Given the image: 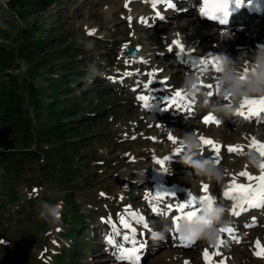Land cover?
Returning <instances> with one entry per match:
<instances>
[{
  "label": "rangeland",
  "instance_id": "rangeland-1",
  "mask_svg": "<svg viewBox=\"0 0 264 264\" xmlns=\"http://www.w3.org/2000/svg\"><path fill=\"white\" fill-rule=\"evenodd\" d=\"M9 1L0 0V264H122L109 258L120 246L103 249L102 244H96L97 240L106 243L99 234L103 227L109 231L108 220L117 218L120 211L128 210L123 217L133 212L142 215V223L155 222L154 213L142 202H149L157 178L165 177L171 184L191 183L186 178L191 169L179 157L174 165L167 160L163 165L157 163L175 150L180 153L181 149H172L173 142L180 139L179 132L217 135L227 143L251 127L236 130L238 122L227 119L223 127L203 128V112L189 120H179L169 112L160 117L143 110L138 98L136 104L142 110L126 93L115 89L128 83L137 88L161 71L159 82L172 77L175 83L170 80L155 86L160 90L169 87L167 94L181 91L183 68L169 60L165 66H157L167 53V43L178 39L181 47L186 46L181 40H186L189 47L199 44L205 47L204 52L224 51L235 57L262 44L257 34L264 38V25L242 26L235 40L221 41L215 34L217 29L198 21L194 12L142 23L138 10L144 5L134 0H29L24 6L18 0ZM106 7L110 13H105ZM183 23L190 27L170 39ZM86 26L95 33L85 35ZM84 40H94L96 48L86 50ZM126 46L143 52V59L130 68L123 59ZM90 64H96L104 75L86 84ZM145 73L148 79L140 83ZM54 110L63 112L54 114ZM194 110L200 111L193 107L189 114ZM260 123L261 119L247 124ZM61 138L67 141V152L57 143ZM13 155L19 159L10 161ZM230 159L236 160L230 165L235 172L243 167L248 172L257 171L240 166L235 154L225 155L222 161L228 164ZM134 170L144 173L141 176ZM236 178L243 181L245 177ZM146 179L149 181L144 182ZM168 180L159 185L168 186ZM41 200L63 201L58 223L49 224L38 217L36 206ZM121 217L118 222L112 218L115 227L122 225ZM261 226L259 222L256 233L264 231ZM244 240L232 241L224 256L233 261L239 254L244 256V264H257L254 239ZM172 242L154 246L149 240L148 261L143 264H154V259L158 264H180L163 259ZM203 248L204 243L199 242L197 247L184 250V256L192 264H203Z\"/></svg>",
  "mask_w": 264,
  "mask_h": 264
},
{
  "label": "clouds",
  "instance_id": "clouds-1",
  "mask_svg": "<svg viewBox=\"0 0 264 264\" xmlns=\"http://www.w3.org/2000/svg\"><path fill=\"white\" fill-rule=\"evenodd\" d=\"M134 3L143 5L145 0H134ZM245 3L251 7L253 0H228L226 6L221 4L220 0H201L196 8L199 16L218 21L220 25H226L231 13L241 8ZM255 10L262 11L264 9L257 4ZM104 11L110 13V9L107 7ZM138 11L144 14L143 7ZM105 18L110 19V15H106ZM217 29L218 31L215 34L221 41L232 39L235 36V33L229 29ZM89 32L86 26L85 35H89ZM179 35V31H173L169 38H178ZM82 43L86 50L92 51L96 48L94 40H84ZM200 64L201 66L196 71L186 70L183 72L179 84L181 95L176 97L177 107L183 106L187 109L196 107L204 115L212 113L216 120L220 122L217 124L214 120L212 123L222 127L224 120L240 116L250 118L264 113V110H258L253 114L242 108L246 99H264V44H260L250 52L241 51L235 57L224 52L213 54L211 60L205 58ZM212 68L216 73L214 76L211 73ZM87 73L86 84H91L95 78L104 75L96 64H90ZM176 93L177 91L175 96ZM154 107V103H148V106L144 108L151 111ZM248 127H251V131H247L246 134H242L241 137H237L235 140L237 146H244L243 150L236 151L235 155L239 159L240 166H246L250 170L260 172L261 165L264 164V155H261L258 150L259 146L252 147L250 145L253 138L257 141H264V117L261 118V123L256 126H249L246 119H240L236 130L247 129ZM179 134L180 139L173 142L172 149H181V162L191 169L186 178L191 180L193 190L195 191L201 182L223 190L228 178L233 173L230 165L235 164L236 160L230 159L228 164H225L217 155L215 158L212 156L205 157L204 153L209 145L204 143L202 134L197 133V131H185L179 132ZM212 140H215L217 146L224 143L223 138L217 135H214ZM164 159L167 160L166 155ZM160 170L167 169L160 168ZM134 171L140 173L141 176L144 173V170ZM158 192L162 194L157 199L160 206L158 210L157 206H153L152 212L160 214V227L150 229V240L154 246H159L161 243L167 242L170 236L176 235L186 242H203L206 247L216 248L217 245H220L221 238L226 234L222 229H227L233 224L234 210L242 208L244 204L243 198L239 196H233L231 200L235 203L230 205L220 197L212 195L211 200L199 201L198 209L200 211L196 216L192 218L184 216L176 221L173 217H170L168 208L164 203L163 198L168 192ZM256 208L260 207L257 206ZM36 210L41 220L49 224H55L62 218L63 201L53 203L48 200H41L36 206ZM188 211H193L190 200ZM221 247L230 251L232 241L227 238L223 239ZM140 258L138 256L137 262ZM116 259L117 261L127 260L121 251Z\"/></svg>",
  "mask_w": 264,
  "mask_h": 264
},
{
  "label": "bare ground",
  "instance_id": "bare-ground-1",
  "mask_svg": "<svg viewBox=\"0 0 264 264\" xmlns=\"http://www.w3.org/2000/svg\"><path fill=\"white\" fill-rule=\"evenodd\" d=\"M145 2L147 3V5H146V3H144L143 5H144V14H141V13H139V15H140V17H139V19L141 18V20L143 19L144 21H146V22H144V23H146V24H151V23H153L154 21H156L157 19H159V18H161V17H163L164 16V19L165 20H171V19H177V17L179 16V15H181V12H179V13H177L176 15H173V16H171L170 14H173V13H171L170 11H169V8H167L165 5H162V4H160L159 2H157V6L154 8L153 6H152V0H145ZM134 7H136V6H139L138 4H134L133 5ZM132 6V7H133ZM133 7V8H134ZM149 7H151V9L149 8ZM132 10H135V9H132ZM190 10L191 11H193V9L192 8H190ZM169 11V14L168 15H166V13ZM157 13H159V17H158V15H156ZM138 15V16H139ZM163 15V16H162ZM168 17H171V18H168ZM175 17V18H174ZM140 20V21H141ZM198 21H199V19H197ZM248 24H250V23H248ZM252 25V24H251ZM179 27H180V33L181 34H184V32L183 31H181V30H183V29H185V28H189L190 26L189 25H187L186 23H183L182 25L180 24L179 25ZM195 28V27H194ZM207 29V28H206ZM196 29H194V31H195ZM204 31V30H203ZM193 32V31H192ZM233 33H235V36H234V38H232V39H230V40H235V38L237 37V36H239V31L238 32H233ZM187 35V34H186ZM263 35L261 34V35H258L257 34V38L261 41V43L262 44H264V38L262 37ZM207 38H209V36L207 37ZM187 39V38H186ZM181 40V39H180ZM170 41V40H169ZM179 40L178 39H176V40H171V42H169V43H167V53L169 52V51H171L173 48H171V46H173V45H176L177 44V42H178ZM168 42V41H167ZM181 42H183V43H185V44H187V42H186V40L184 41V40H181ZM164 43H165V41H164ZM176 43V44H175ZM128 44L129 45H132V43L131 42H128ZM179 44V43H178ZM202 44H204V43H202ZM240 44V43H239ZM205 45V44H204ZM166 46V45H165ZM198 46H199V44H198ZM127 47V46H126ZM162 47V46H161ZM200 47V46H199ZM200 48H204V47H200ZM244 48H246V46L244 47ZM186 49V48H185ZM140 50H141V53H142V49L140 48ZM213 52V54H218V53H221V52H224V51H212ZM225 53V52H224ZM142 56H141V58L143 57V54H141ZM164 55H165V53H164ZM201 56H204V55H206L205 53H201L200 54ZM141 58H139V59H137V61H135V62H139V61H141ZM174 59V58H173ZM163 61H161V63L162 64H165V60L164 59H162ZM175 62H176V59L174 60ZM214 76V75H213ZM146 76H143L142 77V79L143 78H145ZM129 84V83H128ZM147 85V84H146ZM152 85H147L146 87H145V90H141V91H137V93L138 92H141L142 94L144 93V94H152V97H151V99H149V101H148V103L149 104H152V103H154V105H155V108H157L158 109V111H157V113L158 114H167V112H172V113H174V114H176L177 116H179V115H184V114H186L187 112H188V110L186 109V108H184L183 106H181V107H177L176 105H177V103H178V101L176 100V102L173 104V106L172 107H170L169 109H167V108H165L166 107V105H167V103H168V101L167 102H163V98H164V96H168V95H173V94H175V93H172V94H167V91H165L162 95H161V97L159 98V97H157L156 95H153V94H156L155 92H156V88L154 87V88H152L151 87ZM169 88V87H168ZM150 91V92H149ZM133 93V92H132ZM141 93H140V96H141ZM134 94H136V92L134 93ZM139 96V97H140ZM139 97H138V101H137V103L139 102V104H140V106L142 107V109L143 110H145V111H148V112H150V110L149 109H145L144 108V106H143V102L139 99ZM193 113V115H197L199 112L198 111H193L192 112ZM210 115H214V114H210ZM233 119H235V121H237V119H236V117H233V118H231V120H233ZM252 119H253V121H257V120H259L260 118L259 117H252ZM238 122V121H237ZM203 123V124H202ZM223 123V122H222ZM202 124V125H201ZM201 126H203V128L205 127V126H212V124H206V123H204V121H202L201 120ZM213 126H216L217 128H219L220 126H217V125H213ZM193 131V130H192ZM174 133H175V131H174ZM244 134H246V133H244ZM176 135V134H175ZM174 135V136H175ZM177 136V135H176ZM175 136V137H176ZM210 137V138H212L213 136L212 135H209V134H206V135H204V137ZM225 139V138H224ZM224 139H223V141H224ZM174 140V139H173ZM234 140H236V139H234ZM225 142V141H224ZM227 144H234V145H236L237 146V144L235 143V141L234 142H227L226 143V146H227ZM176 152L175 153H172L171 155H168L167 156V163L168 164H172V165H174V163L176 162V160H177V157H180L181 156V153H179L177 150H175ZM236 170H233V173H232V176L230 177V178H228V180H227V183H226V185L227 184H229L230 185V183H232L234 180L235 181H237V182H242L241 181V178H236V177H239L240 175H239V173L240 172H242V171H245V169H244V167L243 168H239V170H237L238 172H235ZM249 173H251V174H254V173H252V172H249ZM256 176V175H255ZM167 178H165V177H163V178H157L156 179V182H158V185H159V182L160 183H162V184H165V183H167ZM169 181L170 180H168V183H169ZM247 182V184H252V185H254L255 184V182H256V180H253V181H246ZM172 183V182H171ZM171 183H169L168 184V186L166 187V186H163V185H160L162 188H164V189H167L168 191H170V192H172V190H176V189H178V190H180V189H182L183 187H185V188H187V189H191V190H193V184H192V182L190 183V184H187V185H182V184H171ZM211 186V188H213V189H215V186H213V185H210ZM200 188H201V186H200ZM198 189V188H197ZM196 189V190H197ZM218 189V188H217ZM158 192V190L156 191L155 190V192H153L152 194H151V196L152 197H156V193ZM219 193H222L221 191H219ZM180 194V193H179ZM165 197H168V198H170V197H172L170 194H168V195H166ZM217 197H220L221 199H223L224 200V196H223V194H219ZM127 219H128V221H129V223L130 224H133V223H135L136 221L135 220H133L132 219V217H131V215H128L127 217H126ZM121 220V219H120ZM232 220H233V224L232 225H234V226H236L237 228H239V232L237 233V235H238V237L240 238V239H242V238H253L254 239V246H253V251H254V257L258 260L259 259V261H257V264H264V258H262V257H258V256H256L255 255V251H256V241L257 240H260L261 242H264V231L263 230H261L259 233H256V230L257 229H255V228H244V229H240V227L242 228V227H247V224H243V223H241L239 220H236V219H234L233 217H232ZM114 223H116V222H114ZM262 223H264V220H263V222ZM132 227H134L135 229H136V232L133 234L132 232H131V230L130 229H128V230H124V235L125 234H128L130 237H132V236H134V238H136V239H139L140 237H141V234H142V231H139L138 230V228H136L135 226H132ZM114 229H111V231L112 232H110V234H109V236H116L117 234H119L121 231H120V228L118 227V225H117V227H113ZM141 228V227H140ZM255 229V230H254ZM255 234V236H253ZM108 236V237H109ZM228 236V234L226 233L225 234V236L223 237V239H225V238H229V237H227ZM244 239H242V240H240V242H245V240ZM231 240V239H230ZM125 242L123 243H120V245H122V246H125L126 247V244H130L131 243V240H128V241H126V240H124ZM231 241H233V240H231ZM173 243V245L171 244L170 245V248H168L166 251H165V253H164V256L165 257H163V259H165V260H169L170 262H174V261H179V263L180 264H185V262L187 261L188 262V264H192V262L191 261H189L187 258H186V256H184V250L182 249V247L180 246V243H176V242H172ZM233 243H234V241H233ZM173 246L174 247H176V248H173ZM234 246V245H233ZM205 248H207V249H209L214 255H215V253L218 251L219 253H220V255H218V256H215V261H214V264H221V262L223 261V262H227V264H244V256L242 255V256H240L239 254H236V258H234V260L232 261V259H228L226 256H224V255H226V254H224L223 252H224V250L225 249H223L222 247H220V248H210V247H206L205 245H204V248H203V251L205 250ZM141 250H143V249H141ZM144 251H145V254H147V249L144 247ZM142 253H143V251H142ZM237 253H238V249H237ZM188 256H190V255H188ZM167 258V259H166ZM203 258V264H207V262L205 261V259H204V257H203V253H202V255H201V259ZM162 259V260H163ZM261 259H263V260H261ZM145 260V259H144ZM114 261L116 262L117 261V259H114ZM164 261V260H163ZM166 262V261H165ZM159 262H158V260L157 259H154V264H158ZM176 263V262H175Z\"/></svg>",
  "mask_w": 264,
  "mask_h": 264
},
{
  "label": "snow or ice",
  "instance_id": "snow-or-ice-1",
  "mask_svg": "<svg viewBox=\"0 0 264 264\" xmlns=\"http://www.w3.org/2000/svg\"><path fill=\"white\" fill-rule=\"evenodd\" d=\"M166 3L168 4L169 8L174 7L172 0H166ZM220 3L226 6L228 3V0H220ZM152 6L154 8L157 6V0H152ZM157 15H159V13H157ZM162 18L163 17H161V19ZM141 22L144 23L146 21H144L142 19ZM94 33H95V30H91L89 32V35H93ZM177 43H179V42H177ZM181 49L183 50L182 45H181ZM126 75H131V73H127ZM180 95H181V93L179 91H177L175 98H173V103L176 102V100H177L176 97H179ZM139 99L143 102L144 107L148 106V101H149L150 97L145 96V95H141L139 97ZM242 108H244L247 111L255 114L258 110H264V99H260V100H248V99H246L244 101V104L242 105ZM203 119H204V123H206V124L212 123L214 120L217 124L220 123L218 120H216V118L213 115H205L203 117ZM169 139H175V138L170 136ZM202 139H203L205 144L213 146L217 152H219L221 150V146L220 145L217 146L216 142L214 140L204 138V137H202ZM250 146H252V147L259 146L258 150L260 151L261 155H264V142L257 141V140H255V138H253L252 144ZM243 147H244L243 145H240V146H231L230 145V146H228L227 151L230 153H235L236 151L243 149ZM157 163L163 165L165 163V159L157 160ZM260 173L261 174L258 176H252V174L246 170L240 172L239 175L241 177H246L249 180H258L259 183L256 186H253L252 184H242V183H239V182L234 180L232 183H230L229 187L223 192L224 197L231 199L233 196H239V197L243 198L244 204H243L242 208H239L240 211L244 210L245 205H247L248 207H257V206L264 207V164L261 165ZM202 190L205 193H208L209 185L203 184ZM34 191H38V190L34 189ZM101 195H104V193H101ZM161 195H162L161 193L157 192L156 198L159 199ZM165 195H168V193ZM211 199H212L211 194H207V195L199 197L200 202H203L206 200H211ZM190 203L192 206L195 207V205L197 203V197L191 196ZM169 207H171V206H169ZM177 208H178L179 212L181 213V215H177L174 217V219L176 221H178L179 219H181L184 216L192 218V217L196 216L197 213L200 211V209H198L196 207H195V210L188 211L187 209L189 208V201L177 205ZM157 210H158V207H157ZM240 211L234 210L233 214L239 215ZM130 215H131L132 219L135 220L137 223L142 222L145 219L142 215L134 213V212L130 213ZM120 223L123 225V227L125 229H130L133 234L136 232V229L134 227H132V225L129 223V221L126 217L122 216ZM222 231L227 233L235 242H237V243L240 242V238L238 236L234 235L235 229L233 227L230 226L227 229H222ZM123 238L126 241L131 240L133 247L121 246V249H120L121 253L124 254V257L128 261H137V258L139 256L138 255L139 249L144 246L143 243H141L139 245V248H138L135 246L137 244V241L134 238V236L130 237L128 234H125ZM108 242L110 244H112V243H115V240L113 239L112 236H109ZM222 244H223V237L221 238L220 245H217L216 248L217 249L220 248ZM218 255H220V253L218 251L214 255L207 248H205V250L203 251V257H204L205 261L207 262V264H214L215 256H218ZM255 255L258 257L264 258V242H261L260 240L256 241ZM185 264H188V262L186 261ZM221 264H224V262L222 261Z\"/></svg>",
  "mask_w": 264,
  "mask_h": 264
},
{
  "label": "trees",
  "instance_id": "trees-1",
  "mask_svg": "<svg viewBox=\"0 0 264 264\" xmlns=\"http://www.w3.org/2000/svg\"><path fill=\"white\" fill-rule=\"evenodd\" d=\"M18 1H19V3H21L23 6L29 4V0H18ZM9 2H11V0H10ZM37 44H38V46L40 47V45L42 44V43H41V39L37 40ZM10 98H11V97H10ZM11 99H12V98H11ZM62 105H63V104H62ZM62 105H60V107H61ZM52 108H53V107H52ZM47 109H48V110H47L48 112L52 111L51 108H47ZM59 112H63V111H62V110H59V111H55V110H54V111H53L54 114H58ZM64 113H66V112H64ZM62 139H63V138H61L60 140H58L57 143H58V144L60 143V144H59V147L62 148V149H64V152H67V150L69 149V146H67V144H66L67 141H66V140H62ZM62 145H63V146H62ZM72 147H73V146H72ZM74 147H75V146H74ZM13 156H14V159H13V160H10V161H15V160L17 161V160L19 159V158L17 159V158L15 157L16 155H13Z\"/></svg>",
  "mask_w": 264,
  "mask_h": 264
},
{
  "label": "water",
  "instance_id": "water-1",
  "mask_svg": "<svg viewBox=\"0 0 264 264\" xmlns=\"http://www.w3.org/2000/svg\"><path fill=\"white\" fill-rule=\"evenodd\" d=\"M128 53L132 56H134L135 58H139L140 56V53L139 51L137 50L136 47H130L129 50H128Z\"/></svg>",
  "mask_w": 264,
  "mask_h": 264
}]
</instances>
